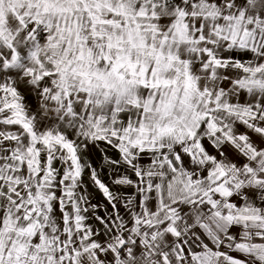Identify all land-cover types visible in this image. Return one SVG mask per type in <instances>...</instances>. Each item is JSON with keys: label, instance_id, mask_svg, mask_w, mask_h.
<instances>
[{"label": "snow or ice", "instance_id": "1", "mask_svg": "<svg viewBox=\"0 0 264 264\" xmlns=\"http://www.w3.org/2000/svg\"><path fill=\"white\" fill-rule=\"evenodd\" d=\"M0 264H264V0H0Z\"/></svg>", "mask_w": 264, "mask_h": 264}]
</instances>
